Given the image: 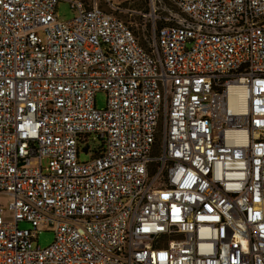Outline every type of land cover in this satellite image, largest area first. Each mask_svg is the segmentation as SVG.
Listing matches in <instances>:
<instances>
[{"label": "built area", "instance_id": "built-area-1", "mask_svg": "<svg viewBox=\"0 0 264 264\" xmlns=\"http://www.w3.org/2000/svg\"><path fill=\"white\" fill-rule=\"evenodd\" d=\"M60 1L0 0V264H264V0Z\"/></svg>", "mask_w": 264, "mask_h": 264}, {"label": "rangeland", "instance_id": "rangeland-1", "mask_svg": "<svg viewBox=\"0 0 264 264\" xmlns=\"http://www.w3.org/2000/svg\"><path fill=\"white\" fill-rule=\"evenodd\" d=\"M164 4H166L167 6L174 8L173 5L168 1V0H164V2L161 4L158 3L157 5L160 7L159 11L164 12L163 11V6ZM133 6L135 8H140L143 7L144 11H150V6L148 5L146 0H140V1H136ZM57 11L60 15L61 18L63 19H69L74 15L73 9L70 6V3L66 0H61L58 3L57 6ZM95 100H96V106L98 108H102L106 105V101H107V93L104 90H100L95 94ZM100 142L98 139H96L92 145L96 146L98 145ZM79 159L80 160H89L90 159V155L84 152H80L79 154ZM6 198V196H4ZM8 198H12L11 196H9ZM20 227H25V228H31V224L23 221L20 222L19 224ZM54 240V232L50 231V230H42L39 232L37 238L34 240V244L35 245H40L41 247H46L49 244L52 243V241Z\"/></svg>", "mask_w": 264, "mask_h": 264}]
</instances>
